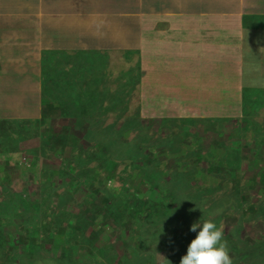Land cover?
Listing matches in <instances>:
<instances>
[{"label":"crops","instance_id":"0c3cea01","mask_svg":"<svg viewBox=\"0 0 264 264\" xmlns=\"http://www.w3.org/2000/svg\"><path fill=\"white\" fill-rule=\"evenodd\" d=\"M30 1L35 2L34 8L25 6ZM209 7H224V12L216 15ZM118 26H126L128 38L125 41L124 34L116 35ZM129 27L136 33V39L130 36ZM233 31L237 32L233 40L218 35V32ZM112 32L115 35H111ZM130 40L136 43V50L130 49ZM262 47L264 0H0V83H12L9 86L12 92L13 88H18L13 85V79L18 80L19 74H25L26 83L33 88L26 94L21 93L26 90L19 93L30 98L26 106L31 108L35 98L37 104L43 105L42 115L45 105L55 102L61 105L50 121L55 117L70 121L68 116L62 115V104L74 100L82 106L80 101L87 99L85 94H89V99L97 97L92 92L97 89L103 94L107 90V95L104 99L97 98L100 100L95 111H90L87 120H112L114 113H122L124 106L125 113L129 114L132 98L133 104L140 108L152 101L185 105L197 100L201 105L216 107L228 101V104H239L238 108L229 115L226 109L219 112L214 108L217 113L210 116L213 121L208 127L226 118L246 115L251 124L254 119L259 124L264 122V105H257L254 96H264V87L249 85L253 80L264 81ZM131 51L137 57L132 69ZM219 57L227 63L226 70L213 67L212 60ZM157 61L167 69L159 68ZM181 62L186 68H180ZM64 71H70L71 75L63 77ZM180 74L192 83L186 87V95L180 92L178 84H185ZM210 74L218 76L217 82L206 80ZM165 75H169L167 80ZM59 80L64 83L58 84ZM44 81L47 87L58 85L60 88L56 87V97L44 94L43 101ZM131 82H135L132 93ZM26 88L29 89L28 85ZM211 88L217 90L210 92ZM146 90L152 92L146 95ZM251 98V103L261 112L259 119L253 116V111L244 114L247 99ZM1 99L6 97L0 93ZM115 104L120 106L115 109ZM99 105L103 106L101 111L97 109ZM187 112L193 119L207 118L206 113L198 114L189 108ZM63 129L72 130L66 125Z\"/></svg>","mask_w":264,"mask_h":264},{"label":"trees","instance_id":"16d2710c","mask_svg":"<svg viewBox=\"0 0 264 264\" xmlns=\"http://www.w3.org/2000/svg\"><path fill=\"white\" fill-rule=\"evenodd\" d=\"M52 82L53 81L50 83ZM131 84H133V82H131ZM43 85V100L46 99L45 95L48 94L56 97L58 93L57 88L47 87L46 81L43 82ZM132 87L134 86H131L130 93L134 91ZM92 92L97 97L89 99V94H85L87 99L84 98L80 101L82 106L75 104L74 100H71L72 102L68 104H62L64 112L62 115L65 114V116H68L70 119L72 124L71 131L69 129H63L57 134L48 133L47 124L50 122V117L55 116L54 112L61 109L59 108L61 105L57 102L45 105L43 114L39 117V120L30 122L25 121V119H13L15 120L13 123L15 131L21 133L24 128H28L29 126H31L35 132L37 130L42 131V135H38L41 137L42 151L51 150L54 156L57 155L61 157V165L58 167H51V165L44 163V165L40 167V173H37V176L35 175V177H39L40 182L38 190V195L40 196L39 200L36 198L28 199L29 195L24 193H8L9 205H11L13 201V208H17L19 205L27 207L25 210L20 209L18 211L20 213L25 211L30 219L26 229L27 232L20 234L25 239L28 237L35 238V243L30 244L29 248L32 249L36 244L39 246L40 242L38 241L41 238L47 239L54 236L57 231H64L69 241H73L75 244L79 245L81 249H87V253L92 256L91 260L96 261V264H114L116 261V264H137L142 255H144L141 259L143 264H146V259L150 264H156L153 256H150V258L145 256V251H150L146 249L148 245L146 243L147 235L144 227H148L151 231L154 227L158 226L160 233L157 235L155 233L154 237L152 236L151 239H162L161 233H163L164 226L168 223L167 213L163 210L172 206L173 199L176 197V190H181V187L178 185V180L182 177L186 179L190 178L192 180H190L191 182L196 181V183L194 182V187L200 189L199 197H195V203L196 201L197 203L193 209H190L192 205L187 203H185V205L192 212L203 217L204 220L207 217L214 218L209 215L210 208H206V205L213 202L211 200L213 195L216 196L214 198L216 202L214 203L218 206H220V204L225 206L226 204L230 205L226 208V211H222L212 220L213 222L223 223L224 230H227L225 219L230 215L229 212L233 213L235 210L239 209V204H244L243 208L248 211L243 213H257L258 207L256 206L257 203L255 198L259 200V197H257V194L253 195L252 191L257 183L264 184V167L260 169L257 166L260 159L258 161H254V159L248 160L245 156L246 154L243 153L244 147L242 145V139H245L246 146H250V141L252 140L256 142L261 141L258 150L264 146V133L257 131V128L254 127L255 125L251 127V124H248V126L247 124H238V126L237 123H235L230 134L226 137L222 135L223 132L218 129V124L222 123L216 124L217 122H215L216 125L212 126L210 129H206V131L214 132L216 135V137H210L212 142H214V144L211 145V152L205 154L203 159H201L197 154L198 151L195 150L197 147L192 145L199 144L201 146L204 144V140L208 137H202V133L198 129H200L201 125L207 127L213 119L209 121L206 119L175 118L172 119L173 124L169 127L166 126L167 119H164L157 129L162 130V134H166L170 129L172 131L177 129L178 136H175L180 141V145L183 143L187 144L188 148H191L193 152L192 156L187 157V153L183 150L184 156L180 159L176 153L177 150L174 153L175 157L173 160L171 156L172 151L170 150L173 146V139H162L160 142L154 141L153 143L150 141L151 138L147 139L144 133L147 129V124H144V120L140 118L139 112L137 111L140 108L138 109L137 106V108L131 112V105H133L132 99L129 106V114L125 113L124 106L122 113H114L112 120L93 121L94 118L87 120V112L92 110L93 112L95 111L96 103L100 100L97 98L102 97L101 99H104L107 95V90H104V94L97 89H93ZM113 99L114 96L111 98L110 102ZM119 106L115 104L114 108L116 109ZM209 106L210 105H204L202 111H207ZM102 107V105H99L97 109L101 111L103 109ZM217 109L219 110V107H217ZM245 113L249 112L244 109V114ZM213 114L214 112L212 115ZM248 117L249 116L246 115L244 117L245 120L249 121L250 117ZM207 122L208 124H205ZM30 123H33V125ZM94 124H96L95 128L90 126ZM85 125L87 127H85ZM147 127L149 128L150 126ZM179 127L187 129V134H183L184 132L179 130ZM83 128H85L86 131H83ZM97 128L100 130H97ZM192 128H197V130L193 132ZM74 131L80 132V136H76ZM108 134L112 136H108ZM117 135L120 136L115 137ZM134 135L136 136L130 141L131 136ZM78 137L89 139L90 142H88L90 146H92L91 142L94 141L95 145H93L96 149L99 150V152L107 154L105 157L107 160L99 161L100 159L94 160L89 157L87 171L85 170V163L87 161L84 158L81 164L76 166L71 167L65 164L62 156L67 151H64V148L66 145H69L71 141L74 143L79 142L80 140L77 139ZM188 137L195 138L189 139ZM28 138L30 137L27 136L25 138L24 136L25 140ZM52 143L54 144L52 145ZM13 144L18 146V144L14 142V139ZM125 148L132 152L128 153ZM156 151L161 152L158 153ZM199 151L202 154L204 149ZM222 151L225 153V156H223ZM77 153V150H73V152L68 153V156L69 158L73 157L76 159L78 158L76 155ZM226 153H228L227 156ZM165 155H167L166 162L164 161L165 159L163 160L164 162H159V157L163 158L162 156ZM113 156L118 158L114 159ZM39 157H41L39 151L38 154L33 152L32 160L34 167H38ZM245 161L248 162L249 168L254 167V171L257 169L254 179L252 177L248 180L244 179L241 167ZM158 164L162 165L163 168L156 169ZM120 165L123 166L122 170L117 172V168H119ZM15 166L18 167V165ZM219 167H222V169L219 170ZM32 168L33 166H30V169ZM170 168L171 171L169 172ZM231 170L235 171V175H231ZM23 172L24 171H22V173ZM142 172L143 174H141ZM100 176L102 178L104 176L105 178L110 177V180L113 182L119 179L122 185L114 186L113 189L110 190L106 188L103 189L101 188V184H98ZM138 176H141L140 185L147 190L151 196L146 195L147 193L144 189L141 190V188L135 184ZM167 177L169 178V183L167 185L166 182V185L163 186L160 180L165 182ZM199 184L202 185L199 186ZM205 186L206 189L203 188ZM80 187L86 191L87 195L82 204L84 207H81V204H75V200L68 201V197L71 196H61L65 198L56 200V191L58 188H61L63 193H68L69 191L76 192L80 190ZM114 191L115 193H113ZM121 198H123V200H121ZM207 198H210V201H208ZM245 203H248L247 207ZM56 204L57 207L59 206V213H57V215L55 214L56 210L51 208ZM230 208H232V210ZM254 211H256V213ZM158 212L160 213L157 215ZM163 213L165 217L161 218L160 215ZM33 215L34 217H32ZM43 216H46L47 220L39 221ZM33 221H38L40 224L41 230L38 233H33V227L31 226V222ZM65 223H70L71 226H66L64 230H59L64 227ZM138 223L140 225L139 228L135 225ZM181 227L182 229H180V232L188 229L185 224H182ZM89 229L90 233L88 232ZM41 231L47 232L43 233L46 234L45 237L41 236ZM107 235H109L110 238L117 237L123 244L125 243L129 250L128 254L123 253V255L115 259L114 262L107 261L105 259V250L109 251L114 249L113 245L108 242L104 245L105 249L99 248L96 245V243L100 242ZM34 250L38 249L34 247ZM128 256L130 257L129 259ZM166 264L169 263L166 262Z\"/></svg>","mask_w":264,"mask_h":264},{"label":"rangeland","instance_id":"374dc122","mask_svg":"<svg viewBox=\"0 0 264 264\" xmlns=\"http://www.w3.org/2000/svg\"><path fill=\"white\" fill-rule=\"evenodd\" d=\"M4 4L1 3V6ZM27 8H34L36 6L34 1H30L25 4ZM207 9V8H206ZM209 9L213 10V13L216 15L223 14L224 7L221 9ZM208 9V10H209ZM13 11V9H12ZM119 31L116 32L117 36H123L126 37L124 41L128 38V31L126 29V26H118ZM135 28L137 26H134ZM130 29V36L136 39V33H132L133 29L132 27H129ZM120 33L122 35H120ZM111 35H115L114 32L111 33ZM219 37L227 38L230 40H233L237 32L233 31L231 33L227 32H218ZM120 38V37H119ZM214 38V36H213ZM135 45V46H134ZM130 46L131 50H136V43L130 40ZM167 46H169L170 50V43H167ZM194 48L190 49L193 50ZM185 50V49H184ZM134 51H131V56H129V60L131 61V69L134 67L135 62L137 61L136 54H133ZM191 56H193L191 54ZM159 64V68H166L167 66L163 63L157 61ZM213 67L215 69L220 70H226L227 69V63L223 60V57L217 58L215 61L212 60ZM173 61L171 62V64ZM180 68H186V65L182 62L180 63ZM14 75V74H13ZM67 75H71L70 71H64L63 77H66ZM183 78V81L185 84H178L180 88V92L184 95H186V87L189 85H192L191 82H189L186 77L182 74H180ZM25 74H19V79L14 80L13 79V85H17V89L13 88V91L9 88L10 84L9 82L0 83V93L3 97H6V99H1L0 104V264H96V261H92V256L87 253V249H81L79 245L75 244L73 241H69L68 237L65 236L64 231H57L54 236L44 239H39L38 242H40V245L36 244L34 247L38 250H34V247L31 249L29 248L30 244L35 243V238L28 237L25 239L22 235L23 233L27 232L28 223L30 222V219L28 217V214L24 211L23 213H20L18 210H25L26 206L19 205L17 208H13V201L12 204L9 205V195L8 193H20V194H26L29 195L28 199L36 198L37 200L40 199V196L38 195L39 190V177L37 176V173H40V167L44 165V163H47V165H51V167H58L61 165V157L57 155H53L51 150H45L42 151L41 148V137L38 135H42V131L37 130L36 132L33 130L31 126L28 128H24L21 133L18 131H15L14 127V121L13 119H25V121H33V120H39L41 114L40 111L42 110L43 105L37 104L35 101L36 99L33 98V104L31 108L29 106H26L25 104L30 99L26 98L27 95H21V93H28L30 90H33V88H30V83L27 84V79L25 78ZM169 75H165V80H167ZM177 78L176 76H174ZM216 75L210 74L206 77V80L209 82H217ZM62 81V83L60 82ZM59 83L63 84L64 80H60ZM164 83V81H163ZM131 84V86H133ZM161 84V83H160ZM26 85H28L29 89L26 88ZM161 88H164L163 85ZM20 89V91H19ZM165 89V88H164ZM161 90V89H160ZM170 90V89H169ZM217 88H211L209 89L210 92L216 91ZM137 91V90H135ZM158 91V90H157ZM164 92L166 90H163ZM18 92V93H17ZM141 92V91H140ZM149 92H152V90H146V95H148ZM153 95V94H152ZM190 97V96H188ZM257 99V105H264V101L261 103L260 101L263 100L264 96L261 94H258L255 96ZM253 97V98H254ZM251 98L249 101L247 99V103L245 105V110L247 112L253 111V116L257 117L259 119V115H261V112L255 108L256 104L251 103ZM132 99V98H131ZM44 101V100H43ZM194 101V100H193ZM191 101V104H185V105H167L165 103L158 104V102L152 101L151 103L142 104L141 108L138 104L131 105V112L134 111V109L137 108L139 112V116L142 120H144V124L146 125V131H144L145 135L147 136V139L151 138V142L154 141H162V139H173V146L171 147L172 151V159L174 160V153L176 152L178 154V158H182L184 156V152L187 153L188 156H192L193 152L191 148H188L187 144L180 145V141L177 139V129L172 131L171 129L168 130L166 134H162V130L157 129L160 124L163 122L162 120L167 119L166 126H172V119L175 118H194L191 117L188 114V108L190 110L196 111L198 114L200 113H206V120L210 121V116L214 112L217 113L216 110L217 107L214 105H210L209 109L205 112L202 111L204 105H201L197 103V100L194 102ZM238 105H235L234 103L227 104L226 105H218L219 110L221 112L225 109L227 110L226 115L232 114L233 109L236 107L238 108ZM103 108V107H102ZM216 110H215V109ZM106 111L102 114L104 115ZM88 115L91 114L90 111L87 112ZM237 117V118H236ZM236 117H230L226 118V120H223L221 123V128L218 126V129L223 132L222 135H225L226 137L230 134L233 126L235 125L236 121L239 122V124H251L252 122L245 120V118H238ZM102 118V117H101ZM169 118V119H168ZM228 119V120H227ZM101 121V119H100ZM255 122L251 125H255L254 127L257 128V131H261L264 133V122H257L256 119H254ZM33 125V123H30ZM196 124V123H194ZM193 124V125H194ZM205 124H208L205 123ZM258 124V126H257ZM48 133L49 134H55L56 132H59L62 130V127L64 125L68 127H72V124L69 120L61 119L57 120L53 119L48 124ZM163 125V124H162ZM238 125V124H237ZM147 126H150L149 128ZM203 127L200 128V131H204L207 129L206 126L202 125ZM239 126V125H238ZM96 127V124L93 125V128ZM210 129V127H208ZM97 130H100L97 128ZM179 130L183 131V134H187V129L183 127H179ZM197 128H193L192 131L195 132ZM254 132V131H253ZM76 136H80V132L74 131ZM164 133V131H163ZM202 133V137L204 135H207L208 139L206 138L204 140L203 145L199 144H193L192 146H196L195 148L197 154L203 159V156L205 154H208V152H211V145L214 144L212 140L210 139L211 136H215L214 132H207V134ZM169 134V135H168ZM27 136L30 138L24 139ZM176 135V136H175ZM108 136H112L111 134H108ZM120 135H117L115 137H118ZM131 136L130 141L134 139ZM145 136V137H146ZM224 137V138H226ZM189 139L195 138V137H188ZM14 142L18 144H13ZM78 140H80L77 143L70 142L69 145H66L64 148V151L66 150L65 154L62 156L65 164L72 166H76L81 164L83 158L86 159V167L85 170L87 171V166L89 164L88 159L93 158L94 160L99 161H105L106 155L105 153L99 152V150L96 149L95 142L92 141V146L89 145L90 140L87 138H81L78 137ZM188 139V141H189ZM253 139V138H251ZM89 141V142H88ZM251 145L246 146V140L242 139V145L244 147L243 153H247L245 156L248 160L259 161L258 167L262 169L264 167V146L261 147L260 150L258 148L260 147L261 141H250ZM54 143H52L53 145ZM56 144V143H55ZM94 144V145H93ZM245 145V146H244ZM127 150V148H125ZM204 149V152L201 154L199 150ZM73 150H77L78 153L76 154L78 158L74 159L69 158L68 153L73 152ZM184 150V152H182ZM41 155L39 157L38 161V167H34L33 164V152ZM61 151V150H57ZM128 151V150H127ZM132 151H128V153H131ZM161 152V151H156ZM257 152V153H256ZM256 153V154H255ZM62 154V153H60ZM153 155V154H152ZM243 155V154H242ZM67 156V157H65ZM88 156V157H87ZM166 156H162L163 158L159 157V162L164 161L166 162ZM244 156V155H243ZM114 159L118 158L113 156ZM125 158V157H123ZM168 158V157H167ZM49 159V160H48ZM169 160V159H168ZM98 161V162H99ZM163 161V162H164ZM248 167V162L245 161ZM257 163V162H256ZM255 163V164H256ZM15 165H18L15 166ZM30 166H33L32 169H30ZM122 165L117 168V172L122 170ZM17 168V169H16ZM163 166L158 164L156 169H162ZM219 170L222 169V167L218 168ZM22 171H24L22 173ZM171 171V168L169 172ZM144 172V171H143ZM143 172L141 174H143ZM235 173L234 170H231V175ZM257 173V169H255L254 173H249L246 177L250 178L252 177L254 179L255 175ZM140 174V175H141ZM166 174V173H165ZM221 174V173H220ZM250 176V177H249ZM105 176L102 178L100 176V181H98V184H101V188H106L108 190L113 189L114 186L122 185L121 181L117 179L116 182H113L110 180V177L105 178ZM140 179L141 176H138L137 181L135 184L142 189H144L140 185ZM169 178H166V181L160 180V183L164 186L169 183ZM191 179L186 178H180L178 180V185L181 187V190H176V197L173 199V204L169 208L163 210L167 213L168 216V223L164 226V231L161 233L162 239L159 238L157 240L151 239V237L160 233V230L158 226L154 227L153 230H149L148 227H144L146 229V243L148 246H146V249L150 252L145 251V256H153L156 264H166L168 262L169 264H180L181 258L187 254V248L191 241L196 237L197 233L192 232L191 226L194 222H199L202 217H200L198 214L192 212L190 209H193V207L196 205L195 203V197L200 195V189H196L194 187V182H191ZM248 180V179H246ZM159 182V180H158ZM203 183V182H202ZM150 184V183H149ZM148 184V185H149ZM202 184H199V186ZM146 187L145 185H143ZM148 187V186H147ZM194 187V188H192ZM206 189V186L203 187ZM252 194L256 195L258 198H255L257 203V213H243L248 212L243 208L244 204H239V209L235 210L233 213L229 212V216L225 219V226L227 230H224L223 240L227 241V246L229 250V255L233 261V264H264V184L257 183L255 187H253ZM148 189V188H147ZM144 191L147 193L146 195H150L147 190L144 189ZM115 193V191L113 192ZM126 193V191H125ZM61 196H71L68 197V201L75 200V204H81L82 206L85 198H86V191L80 187V190L76 192H68L63 193L61 188H58L56 191V200H61L65 197ZM151 196V195H150ZM129 197V196H127ZM216 196L213 195L211 200L212 203L206 205V208H210V216H213L214 218L220 214L222 211H226V208H228L230 205L226 204L218 206L216 203V200L214 199ZM208 201H210V198H207ZM123 200V198H121ZM198 200V199H197ZM254 200V201H255ZM11 201V200H10ZM245 201V200H244ZM185 203L192 205L190 209L185 205ZM249 203V202H248ZM245 203L246 207L247 204ZM252 207V206H251ZM53 210H56L55 214L59 213V206L57 207V204L51 207ZM250 208V207H248ZM232 210V208H230ZM76 210V209H75ZM252 211V210H251ZM162 212V211H160ZM158 212L157 215L160 213ZM228 212V211H227ZM34 214V212H33ZM34 217V215L32 216ZM31 217V218H32ZM161 218L165 217V214L160 215ZM214 218L207 217L205 220H213ZM40 220H47L46 216H43L39 219ZM217 227L220 226L221 223L215 222ZM185 224L188 229L184 230L183 232H180V229H182L181 225ZM137 228H139V223L135 224ZM31 226L33 227V233H38L41 230L40 224L37 221L31 222ZM66 226H71L69 223H65L64 227L60 228L59 230H64ZM4 230V231H3ZM199 231V229L197 230ZM46 231H41V236L45 237L46 234H43ZM90 233V229L88 231ZM47 233V232H46ZM110 239V241H109ZM108 242H110L114 249H111L109 251L105 250L106 260L109 262H114L115 259H118V257H121L124 254H128L129 250L127 249V245L123 242H121L117 237L110 238L109 235L105 236L100 242L96 243L97 247L105 249L104 245H106ZM144 245V244H143ZM157 247V249H156ZM233 252H232V250ZM231 252V253H230ZM178 254V255H177ZM144 255H142L137 262V264H143V261L141 259ZM64 257V258H63ZM130 257L128 256V259ZM146 258V257H145ZM165 259V262H164ZM117 262V261H116ZM114 262V264H116ZM164 262V263H163ZM146 264H150L148 260L146 259Z\"/></svg>","mask_w":264,"mask_h":264},{"label":"clouds","instance_id":"9594fccd","mask_svg":"<svg viewBox=\"0 0 264 264\" xmlns=\"http://www.w3.org/2000/svg\"><path fill=\"white\" fill-rule=\"evenodd\" d=\"M260 52L264 53V47ZM249 86L264 87V81L253 80ZM190 230L197 235L189 244L187 254L181 258L180 264H233L227 241L223 240V223L217 227L215 222L202 217L199 222L192 224Z\"/></svg>","mask_w":264,"mask_h":264},{"label":"flooded vegetation","instance_id":"af4514ba","mask_svg":"<svg viewBox=\"0 0 264 264\" xmlns=\"http://www.w3.org/2000/svg\"><path fill=\"white\" fill-rule=\"evenodd\" d=\"M244 167V168H243ZM249 164H248V167H247V164L246 162H243V166L241 167L242 171V175L244 177V179H249L248 177H246L249 173H254V167L252 168H249ZM235 175V174H234ZM250 177V176H249ZM251 178V177H250ZM4 231V230H3ZM80 247V246H79ZM81 248V247H80Z\"/></svg>","mask_w":264,"mask_h":264},{"label":"bare ground","instance_id":"6f19581e","mask_svg":"<svg viewBox=\"0 0 264 264\" xmlns=\"http://www.w3.org/2000/svg\"><path fill=\"white\" fill-rule=\"evenodd\" d=\"M128 70H129V69H128ZM133 70H134V69H133ZM96 71H97V70H96ZM128 72H129V71H128ZM129 73H130V72H129ZM125 74H126V72H125ZM126 75H128V74H126ZM68 78H70V77H68ZM120 78H121V77H120ZM113 79H114V78H113ZM65 80H66V78H65ZM67 80H68V79H67ZM52 81H53V80H52ZM59 81H60V80H59ZM68 81H70V80H68ZM54 82H55V81H54ZM56 82H57V81H56ZM60 82L62 83V81H60ZM52 83H53V82H52ZM52 83H51V84H52ZM54 84H55V83H54ZM58 84H60V83H58ZM52 85H53V84H52ZM56 85H57V83H56ZM114 85H115V84H114ZM116 85H117V84H116ZM57 86H58V85H57ZM57 86H55V88H56ZM60 86H61V85H60ZM112 86H113V85H112ZM58 87H59V86H58ZM58 87H57V88H58ZM115 87H116V86H115ZM118 87H119V86H118ZM118 87H117V88H118ZM53 88H54V87H53ZM55 88H54V89H55ZM59 88H60V87H59ZM117 88H116V89H117ZM45 89H46V88H45ZM112 89H113V88H112ZM112 89H111V90H112ZM118 89H119V88H118ZM117 92H119V91H117ZM112 94H113V93H112ZM115 94H116V93H114V95H115ZM248 118H249V117H248ZM251 118H252V117H251ZM252 119H253V118H252ZM250 120H251V119H250ZM248 124H249V123H248ZM248 124H247V126H248ZM249 127H250V126H249ZM247 129H249V128H247ZM250 130H251V129H250ZM228 150L230 151V149H228ZM231 150H232V149H231ZM223 151H225V150H223ZM223 151H222V152H223ZM244 151H245V150H244ZM230 152H232V151H230ZM247 153H248V152H247ZM247 153H246V154H247ZM256 153H257V152H256ZM256 153H255V154H256ZM227 154H228V153H226V156H227ZM229 154H230V153H229ZM263 155H264V154H263ZM223 156H225V153H224V152H223ZM232 161H233V160H232ZM233 164H234V163H233ZM117 165H118V164H117ZM116 168H117V167H116ZM243 168H244V167H243ZM119 172H120V171H119ZM242 173H243V172H242ZM73 219H74V218H73ZM148 219H149V218H148ZM76 221H77V219H76ZM71 222H72V221H71ZM74 222H75V220H74ZM74 225H75V224H74ZM51 226H52V225H51ZM51 226H50V227H51ZM70 231H71V230H70ZM72 232H73V230H72ZM52 233H53V232H52Z\"/></svg>","mask_w":264,"mask_h":264}]
</instances>
